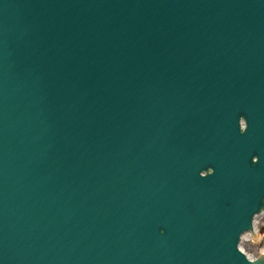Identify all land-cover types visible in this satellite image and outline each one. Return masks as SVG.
Here are the masks:
<instances>
[{
    "label": "water",
    "instance_id": "obj_1",
    "mask_svg": "<svg viewBox=\"0 0 264 264\" xmlns=\"http://www.w3.org/2000/svg\"><path fill=\"white\" fill-rule=\"evenodd\" d=\"M262 211L264 0H0V264H264Z\"/></svg>",
    "mask_w": 264,
    "mask_h": 264
},
{
    "label": "rangeland",
    "instance_id": "obj_2",
    "mask_svg": "<svg viewBox=\"0 0 264 264\" xmlns=\"http://www.w3.org/2000/svg\"><path fill=\"white\" fill-rule=\"evenodd\" d=\"M257 235H250L243 242L244 251L253 258L264 254V216L257 219Z\"/></svg>",
    "mask_w": 264,
    "mask_h": 264
},
{
    "label": "bare ground",
    "instance_id": "obj_3",
    "mask_svg": "<svg viewBox=\"0 0 264 264\" xmlns=\"http://www.w3.org/2000/svg\"><path fill=\"white\" fill-rule=\"evenodd\" d=\"M263 216H264V214H263ZM254 235H255V234H254ZM247 237H249V235H245V236H244V238H247ZM242 239H243V238H242Z\"/></svg>",
    "mask_w": 264,
    "mask_h": 264
}]
</instances>
